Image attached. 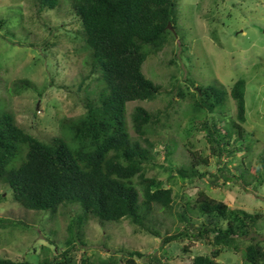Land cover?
<instances>
[{"label":"rangeland","instance_id":"obj_1","mask_svg":"<svg viewBox=\"0 0 264 264\" xmlns=\"http://www.w3.org/2000/svg\"><path fill=\"white\" fill-rule=\"evenodd\" d=\"M35 2L0 0V21H5L0 26V110L12 111L18 125L40 140L48 142L61 137L69 142L66 125L83 116L86 97L95 98L103 85L88 78L90 68L84 62L87 53L76 33L80 24L70 13L67 0H61L56 9L41 13ZM177 4L178 39L163 51L150 54L143 64V73L162 86L161 93L151 102L127 104L128 118L136 106L161 114L160 124L147 128L146 137L153 147L145 170L148 177L161 180L172 189L174 201L171 213L155 207L156 221L150 226L162 235L182 229L184 224L177 212L192 207L200 192H204L231 209L259 215L257 238L264 242V183L258 189L244 184L240 170L246 167L252 174L258 173L264 156V0H178ZM187 78L202 87H229L231 79L245 80L244 139L236 140L233 146L247 149L237 150L230 157L224 155L221 164L210 156L198 118L192 122L197 112L190 101L177 96L176 85L185 89L189 86ZM23 80L29 85L22 84ZM205 115L210 116L202 112L198 117ZM236 115L232 100L213 114L225 123L236 121ZM223 120L220 124H224ZM129 130L135 137L131 127ZM189 148L203 158L210 156L208 165H196L206 177L183 180L177 174V169H189L193 162ZM242 161L244 166L238 168ZM222 165L234 178L224 179L219 171ZM0 192L4 193L0 218L19 223L0 228V256L37 262L44 253L53 260L61 259L67 248L68 227L81 211L79 205L67 203L54 216L47 211L25 210L12 200L10 190L6 191L3 185ZM192 214L190 210L188 215L197 220ZM84 231L85 244L75 242L72 250L76 264H88L82 263L85 259L97 264L113 254L119 257L120 249L140 251L144 256L136 258L138 264H159L149 261V255H156L163 264H191L195 255L213 250L200 241L185 253L182 249L189 240L161 247V238L139 231L126 219L103 225L91 220ZM247 244L248 240H243L239 250H226L218 260L222 264H248L244 260Z\"/></svg>","mask_w":264,"mask_h":264},{"label":"trees","instance_id":"obj_2","mask_svg":"<svg viewBox=\"0 0 264 264\" xmlns=\"http://www.w3.org/2000/svg\"><path fill=\"white\" fill-rule=\"evenodd\" d=\"M177 1L67 0L70 13L80 24L76 33L87 53L84 62L90 68L88 78H95L103 87L95 98L86 97L83 116L66 125L69 142L61 137L48 142L40 140L18 125L12 111L1 109L0 185L6 191L9 189L12 200L25 210L47 211L55 216L59 207L72 202L81 211L68 227L67 248L61 259L53 260L44 253L37 262L0 256V264H76L72 254L76 248L74 243L85 244L84 227L89 221L96 220L103 225L124 219L139 231L161 238V247L184 240H189L182 249L185 253L190 252L195 242L202 241L213 247L210 254L195 255L191 264H222L218 260L221 254L229 249L239 250L243 240H248L244 248L245 262L264 264V242L258 240L256 232L259 215L231 209L204 192H200L192 207L177 212L176 216L184 224L182 229L162 235L150 226L155 220V207L171 213L174 201L172 189L165 187L163 181L148 177L145 170L153 147L146 137L147 128L160 124L161 114L136 106L128 118L127 104L151 102L161 93L162 86L143 73V64L150 54L163 51L178 39ZM60 2L36 0L35 4L41 13L56 9ZM4 23L1 20L0 26ZM186 80L189 86L185 89L176 85L177 96L182 101H190L197 112L192 122L198 118V128L204 133L210 156L221 164L224 155L230 157L237 150L247 149L233 146L236 140L244 139L245 80L231 79L229 87L195 86L192 80ZM21 82L29 85L28 81ZM228 100L235 103L237 120L225 123L213 114L219 107L224 109ZM202 112L210 116L198 117ZM222 120L224 124H220ZM233 135L236 139H232ZM188 151L193 162L189 169H177L179 177L183 180L206 177L205 172L197 171L196 165H208L210 156L203 158L197 151L190 148ZM241 165L244 166L243 161L238 168ZM224 166L219 169L224 179L234 178ZM240 170L243 183L258 189L264 183V156L258 173L252 174L246 167ZM2 200L4 193L0 192V203ZM190 210L197 220L188 215ZM16 223L19 224L0 218L2 229ZM118 251L119 257L113 254L97 264H138L136 258L144 256L140 251ZM148 258L163 264L156 255ZM85 262L93 264L86 259L82 263Z\"/></svg>","mask_w":264,"mask_h":264},{"label":"water","instance_id":"obj_3","mask_svg":"<svg viewBox=\"0 0 264 264\" xmlns=\"http://www.w3.org/2000/svg\"><path fill=\"white\" fill-rule=\"evenodd\" d=\"M168 28L173 31L171 24H168Z\"/></svg>","mask_w":264,"mask_h":264}]
</instances>
